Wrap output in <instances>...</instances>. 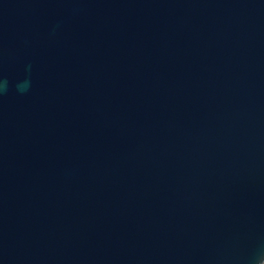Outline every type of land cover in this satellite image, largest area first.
<instances>
[{
  "label": "water",
  "instance_id": "1",
  "mask_svg": "<svg viewBox=\"0 0 264 264\" xmlns=\"http://www.w3.org/2000/svg\"><path fill=\"white\" fill-rule=\"evenodd\" d=\"M0 80V264H264V0H0Z\"/></svg>",
  "mask_w": 264,
  "mask_h": 264
},
{
  "label": "clouds",
  "instance_id": "2",
  "mask_svg": "<svg viewBox=\"0 0 264 264\" xmlns=\"http://www.w3.org/2000/svg\"><path fill=\"white\" fill-rule=\"evenodd\" d=\"M7 86H8V82L6 80H0V93H3L4 91H6ZM29 87H30V82L27 80L17 85V89L20 92L27 91Z\"/></svg>",
  "mask_w": 264,
  "mask_h": 264
}]
</instances>
